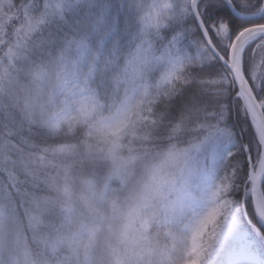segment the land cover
<instances>
[{
	"label": "snow or ice",
	"instance_id": "snow-or-ice-1",
	"mask_svg": "<svg viewBox=\"0 0 264 264\" xmlns=\"http://www.w3.org/2000/svg\"><path fill=\"white\" fill-rule=\"evenodd\" d=\"M0 264H264V0H0Z\"/></svg>",
	"mask_w": 264,
	"mask_h": 264
}]
</instances>
